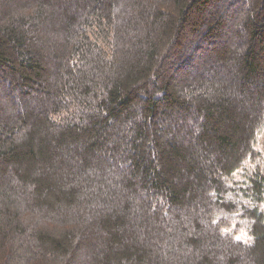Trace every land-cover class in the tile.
<instances>
[{
    "label": "trees",
    "instance_id": "obj_1",
    "mask_svg": "<svg viewBox=\"0 0 264 264\" xmlns=\"http://www.w3.org/2000/svg\"><path fill=\"white\" fill-rule=\"evenodd\" d=\"M77 1L52 93L34 78L44 50L33 42L54 17L0 0V82L22 93L0 104V264H218L205 248L227 264H264V98L244 103L264 87V0H229L251 43L238 57L214 47L224 58L206 70L195 53L217 43L224 20L205 22L204 42L185 48L184 37L215 0ZM58 43L49 48L59 59ZM182 49L187 59L170 70ZM30 91L49 97L41 116L25 109ZM171 210L163 253L155 240Z\"/></svg>",
    "mask_w": 264,
    "mask_h": 264
},
{
    "label": "rangeland",
    "instance_id": "obj_2",
    "mask_svg": "<svg viewBox=\"0 0 264 264\" xmlns=\"http://www.w3.org/2000/svg\"><path fill=\"white\" fill-rule=\"evenodd\" d=\"M28 3L25 6L29 7V6H39L41 7V9L43 10V13H45V15L48 17L53 16L54 18L52 20H48L46 22V24L44 25V30L40 35V37L38 38V40H36L35 42H33V45H35V48H38L39 50H44L46 51V53H44V51L41 53L40 58L42 59L41 61V65L43 68L42 74L40 76H36L34 77L35 80L37 82H39V86L42 85L44 90L50 91V92H54V87H56V84H58L57 81L58 77L56 76V74H61L62 75V68L63 66V61H62V56L61 53H63V51H61L60 49H62L63 47H67L66 42H68V33L70 31L71 25L72 27H74L75 29V25L78 22V18L80 13V2L79 1H74L73 0H42L41 5L39 4L40 0H27ZM94 1V0H93ZM118 1H123V0H118ZM117 1V2H118ZM129 1L132 3V0H128V4ZM232 1H236V5L238 4V0H232ZM247 1L250 2V4H252L253 0H242L240 2L242 3H246ZM229 0L225 1V2H221V0H215L214 1V5L212 7V9L214 8V10L216 11H212V9L208 8L206 9L204 12H201L200 14H194V17L192 19V22L188 24L187 26V31L185 33V37H184V43L186 45L185 48L191 47L193 46L195 43L198 42H204L205 41V37H204V33L206 31L205 27V22L209 21V22H213L219 18H222L224 20V26L221 29V31L219 32V34L213 38L215 40H217V43L214 42L215 44H211L208 43L206 45H202L200 47V51L196 52V56L197 59L196 61H193V64H195L196 66L201 67L200 69H207L209 66H216L218 65V63H220V61L224 58L222 56V54L220 53L218 55L217 52H214L211 55V52L214 47L215 48H224L226 47V51L231 52V55L234 57H238L240 56L245 50H246V45L251 43V38L252 35H248L247 37H245V30H241V26H239L240 24H238L236 22V20L232 21V16H233V12L230 14V11H232L233 9H231L230 6H228ZM121 5V4H120ZM246 5V4H245ZM249 7V11L248 8L245 7V11L247 10L249 13L251 11V5H247ZM230 8V9H229ZM78 12V16H75V13ZM211 15V17L209 18V16ZM72 16V17H71ZM239 17V16H238ZM71 18V19H70ZM230 18V19H229ZM234 18H236V14H234ZM262 19H260L259 21H261ZM194 25H201V27L198 29V32L194 35L193 34V27ZM146 30V31H145ZM133 31H137V32H143V34L145 36L150 37L151 39V35L154 34V30H152L151 28H149V26L147 27H141V28H137V26H135V28H133ZM194 35V36H193ZM191 36V37H189ZM193 36V37H192ZM55 40H54V39ZM244 38H248L247 42L245 44L241 43L244 40ZM149 39V38H147ZM53 41L59 42L58 44H60V46H58L56 44L55 48L56 51H59L58 57H53V51H51V49L49 47L50 44H53ZM263 41L258 42L257 40V49H260L261 51V55H262V60L264 61V43ZM65 44V45H64ZM214 45V46H213ZM45 48V49H44ZM217 50V49H215ZM174 52V51H173ZM213 52V51H212ZM61 55V56H60ZM171 58L170 60H168V62H166V64L168 65L169 63V67L171 68L170 70H172L173 67V63L175 64V67L173 69H175L176 67H179L178 64L180 62H185V60L188 57V51H186V49H182L180 50L177 54H171ZM193 56V53H192ZM229 56V53H228ZM227 56V58H228ZM227 62V59L225 61V63ZM61 65V68L59 69V66ZM67 65V62H66ZM67 68V66H64V70ZM235 71V67H226L222 72L228 77L231 78L232 80L235 81L234 76L232 75V72ZM192 72H198V68L193 69ZM229 72V74H228ZM172 74V73H171ZM166 75L168 74H164V76L166 77ZM10 76V75H9ZM61 77V76H60ZM59 77V78H60ZM56 79V80H55ZM71 79V78H70ZM231 81V80H230ZM258 85V83H256ZM4 84L0 82V91H2V89H4ZM8 88V87H7ZM13 89V88H12ZM254 91V95L251 96L249 99H246L244 101V103H251L253 102L252 100L256 99L257 96H260L262 98H264V94H259V93H264V87H258V86H254L252 85L251 88ZM8 90L10 91L7 92V90L4 89V91H6L3 95H0V104L3 107V109H5L8 106H13L15 105V102H17L18 98H20L22 96L21 90L18 91V89H13L14 91L12 92L9 88ZM13 93V94H11ZM3 95V96H2ZM22 99V98H21ZM24 99L26 100L25 102L23 101V104L26 108H35L36 107V111L37 113L41 116L43 113L42 110V104H45L47 99H49L48 95H45V93H41V92H32L30 91L28 95H26L24 97ZM13 103V105H12ZM49 104V102H48ZM3 114L7 113L4 110L2 111ZM196 200V204H197ZM195 211L199 213V211L201 212L202 207H199L198 205L194 206ZM190 209H188V215H190L191 213H193V216L196 214L194 213V211H190L192 207H189ZM175 211L171 210L169 211V217L164 220L163 223V228L165 230V235L163 236V240L158 241L155 240L157 242V244L155 243V246L161 250L163 253L168 252L170 246L167 245L168 250L165 249L166 247L163 246V244H167L166 241H169L170 238H168V234H170L172 231L170 228H172L174 222H175V215H174ZM97 216V213H95ZM95 218V215L93 214V216ZM191 218H195V217H191ZM196 219V218H195ZM204 225V224H202ZM201 225V226H202ZM204 227V226H202ZM204 229V228H203ZM141 235L142 237L146 240V238H149V232L147 230H142L141 231ZM210 235V234H209ZM210 239L212 238L211 236H209ZM238 240H243V241H248L249 237L247 235V233L243 232L241 234H238L237 236ZM150 241L153 244V241L150 239ZM204 249V248H203ZM202 248L200 249H195L194 252V259H197L199 256L202 255V253L204 252ZM208 250V252L204 253L207 254V256L212 257L215 261H218V264H227V261L229 260V257L227 255L226 252H218L217 250H210V249H206ZM170 252V251H169ZM232 264H239L238 262L236 263H232Z\"/></svg>",
    "mask_w": 264,
    "mask_h": 264
}]
</instances>
